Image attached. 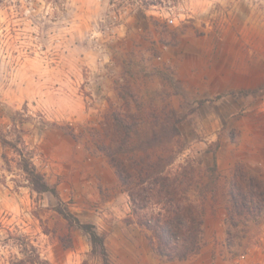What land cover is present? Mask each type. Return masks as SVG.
I'll return each mask as SVG.
<instances>
[{"label": "rangeland", "instance_id": "374dc122", "mask_svg": "<svg viewBox=\"0 0 264 264\" xmlns=\"http://www.w3.org/2000/svg\"><path fill=\"white\" fill-rule=\"evenodd\" d=\"M113 112L155 145L125 156H171L205 216L224 212V240L204 246L264 264V205L231 215L229 196L237 174L264 181V0H0V264L23 258L21 239L50 264H104L63 213L96 227L109 264L143 253L149 235L99 151ZM25 160L57 196L33 189Z\"/></svg>", "mask_w": 264, "mask_h": 264}, {"label": "trees", "instance_id": "16d2710c", "mask_svg": "<svg viewBox=\"0 0 264 264\" xmlns=\"http://www.w3.org/2000/svg\"><path fill=\"white\" fill-rule=\"evenodd\" d=\"M256 93L247 91L244 94ZM111 118L115 127L113 145H102L99 151L115 169L123 190L128 194L132 216L129 223L150 232L152 250L162 258L183 261L199 254L204 247L205 212L192 199V174L168 173L166 168L174 161L171 156H125L133 151H148L155 145L151 142L139 145L133 142L137 130L132 115L113 112ZM172 131V136L179 134L177 126ZM216 167L215 162L212 171ZM22 170L37 193L50 192L57 196V190L27 160ZM245 180L247 183L243 182ZM229 196L231 215H243L253 208L262 211L264 181L256 176L244 179V176L237 174L231 182ZM63 216L71 228L78 227L89 236L92 252L99 254L104 264H109L105 237L97 233L96 227L81 223L72 215L63 213ZM19 245L23 258L12 260L9 264H50L28 240L21 239Z\"/></svg>", "mask_w": 264, "mask_h": 264}, {"label": "crops", "instance_id": "0c3cea01", "mask_svg": "<svg viewBox=\"0 0 264 264\" xmlns=\"http://www.w3.org/2000/svg\"><path fill=\"white\" fill-rule=\"evenodd\" d=\"M222 160V159H221ZM220 160V157L217 158V165L220 166L222 163ZM106 168L104 171L111 176V182H115V184L118 183L117 178L113 172V169L106 165ZM108 180L107 182L105 181V187L108 186ZM114 185V184H113ZM204 234L205 239L207 241H219L222 242L225 238V229L227 227L226 222H225V217H224V212L222 210L220 213L216 216L207 213L205 216V221H204ZM147 231V230H146ZM147 236L143 238V250L142 254L139 253L138 255H133L132 258H130L127 264H227L228 262L222 261L223 259L220 257V246L221 244H216L215 243H209L208 245H205L202 250L200 251L199 254L191 257L188 260H167L165 258H162L155 254L152 250L151 244H150V232L147 231ZM120 236L125 244L126 247H128V243L130 242V238H127L126 235H120L117 234V237ZM145 236V235H144ZM222 247V246H221ZM213 255L216 256V259L213 258Z\"/></svg>", "mask_w": 264, "mask_h": 264}, {"label": "built area", "instance_id": "2783aa9c", "mask_svg": "<svg viewBox=\"0 0 264 264\" xmlns=\"http://www.w3.org/2000/svg\"><path fill=\"white\" fill-rule=\"evenodd\" d=\"M170 23H174V20L173 19H170V21H169Z\"/></svg>", "mask_w": 264, "mask_h": 264}]
</instances>
